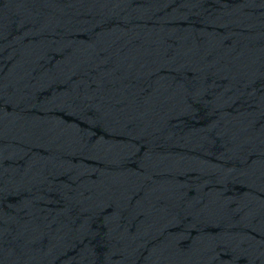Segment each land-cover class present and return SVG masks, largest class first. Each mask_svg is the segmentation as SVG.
Segmentation results:
<instances>
[{
  "label": "water",
  "instance_id": "water-1",
  "mask_svg": "<svg viewBox=\"0 0 264 264\" xmlns=\"http://www.w3.org/2000/svg\"><path fill=\"white\" fill-rule=\"evenodd\" d=\"M0 264H264V0H0Z\"/></svg>",
  "mask_w": 264,
  "mask_h": 264
}]
</instances>
